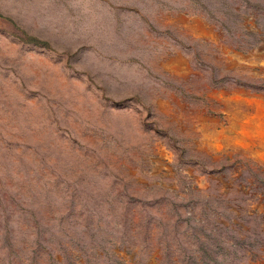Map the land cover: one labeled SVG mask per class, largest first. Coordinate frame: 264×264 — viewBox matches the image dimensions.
<instances>
[{
	"label": "rangeland",
	"instance_id": "rangeland-1",
	"mask_svg": "<svg viewBox=\"0 0 264 264\" xmlns=\"http://www.w3.org/2000/svg\"><path fill=\"white\" fill-rule=\"evenodd\" d=\"M179 14L264 45V0H0V264H264V166L201 150L197 122L231 136L239 106L210 94L264 100V65Z\"/></svg>",
	"mask_w": 264,
	"mask_h": 264
},
{
	"label": "bare ground",
	"instance_id": "bare-ground-1",
	"mask_svg": "<svg viewBox=\"0 0 264 264\" xmlns=\"http://www.w3.org/2000/svg\"><path fill=\"white\" fill-rule=\"evenodd\" d=\"M171 21L181 23L182 28L185 29L189 36L202 38L216 44L218 51L222 53L221 55H225V61H227L230 66L236 70L246 72V63H259L264 65V45L259 47L257 51L252 53L250 56H244L238 53L231 54L232 51L225 45L221 44L219 36L215 34L211 28H208L211 26H209V24L201 17H188L180 15L178 20L174 19ZM164 66L171 73V75L176 78H187L192 72L190 60L182 54L168 60ZM210 96L213 99L225 102L228 107H230L231 104H237L239 109L231 110L234 116V122L231 126V136L227 134V131H208L207 128L209 126H217L218 120L205 117L201 113L197 115V122L203 127L202 129L204 135V143H199L200 149L211 152L214 150L219 151L225 146L229 147L235 145L236 148L244 150L246 154L250 153V155L254 156V158L259 160V162L264 166V151L260 150L259 145L255 141L259 134H261V128L259 129L261 126L259 125V120L261 119H259V115L261 116V112L264 113V100L257 95L254 96L245 91H240L239 94H234L230 97H227L228 94L225 91H213ZM160 105L162 108L161 110L165 112H168L171 109V105L167 102L162 101L160 102ZM182 107L187 110L185 105H182ZM244 107H253L254 109H258L259 113L257 116H246L243 109ZM247 138L251 139V141L247 140Z\"/></svg>",
	"mask_w": 264,
	"mask_h": 264
},
{
	"label": "crops",
	"instance_id": "crops-1",
	"mask_svg": "<svg viewBox=\"0 0 264 264\" xmlns=\"http://www.w3.org/2000/svg\"><path fill=\"white\" fill-rule=\"evenodd\" d=\"M255 112H256V116H257L259 113L258 109H255ZM248 114H250V113H248ZM263 117H264V113L261 112V116L259 115V119H261V120H259L260 121L259 125H261L262 127L260 126L259 129L261 128L262 130L260 129L261 134H259V136L255 140L262 151H264V128H263L264 127V118ZM247 140L251 141V139H248V138H247ZM229 149L236 150V147H235V145H232V146H229ZM243 154L247 155L246 152H244V151H243ZM257 161H258L257 163L259 164V160H257Z\"/></svg>",
	"mask_w": 264,
	"mask_h": 264
},
{
	"label": "water",
	"instance_id": "water-1",
	"mask_svg": "<svg viewBox=\"0 0 264 264\" xmlns=\"http://www.w3.org/2000/svg\"><path fill=\"white\" fill-rule=\"evenodd\" d=\"M179 15H182V14H179ZM193 15H190L189 17H192Z\"/></svg>",
	"mask_w": 264,
	"mask_h": 264
}]
</instances>
